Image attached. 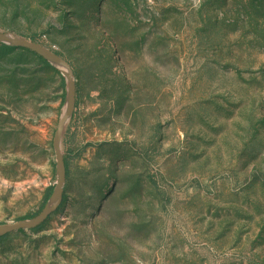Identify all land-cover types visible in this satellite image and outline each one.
I'll list each match as a JSON object with an SVG mask.
<instances>
[{
  "label": "rangeland",
  "instance_id": "obj_1",
  "mask_svg": "<svg viewBox=\"0 0 264 264\" xmlns=\"http://www.w3.org/2000/svg\"><path fill=\"white\" fill-rule=\"evenodd\" d=\"M70 67L62 203L0 264H264V0H0ZM66 82L0 44V224L56 184Z\"/></svg>",
  "mask_w": 264,
  "mask_h": 264
},
{
  "label": "water",
  "instance_id": "obj_2",
  "mask_svg": "<svg viewBox=\"0 0 264 264\" xmlns=\"http://www.w3.org/2000/svg\"><path fill=\"white\" fill-rule=\"evenodd\" d=\"M0 44L12 48L23 49L41 58L53 66L65 79L66 82V105L57 123L52 140V150L55 159L56 184L43 209L32 219L22 220L15 223L0 224V237L20 230H34L40 227L52 214H54L62 203L66 169L62 153V139L65 127L71 119L75 107L76 85L73 73L69 65L58 55L45 48L39 43L31 42L18 37L13 33L0 32Z\"/></svg>",
  "mask_w": 264,
  "mask_h": 264
},
{
  "label": "trees",
  "instance_id": "obj_3",
  "mask_svg": "<svg viewBox=\"0 0 264 264\" xmlns=\"http://www.w3.org/2000/svg\"><path fill=\"white\" fill-rule=\"evenodd\" d=\"M27 52H29V51H27ZM29 53H30V52H29ZM33 55H34V54H33ZM34 56H36V55H34ZM38 59H39L41 62H43L44 64H46V62L43 61L41 58L38 57ZM64 164H65V168H66L65 159H64ZM51 193H52V190H51V189L48 190V192H47V196H46L47 199H49ZM38 228H39V227H38ZM38 228H36V229H38ZM7 238H8V235L3 236V237H0V242L6 240Z\"/></svg>",
  "mask_w": 264,
  "mask_h": 264
}]
</instances>
